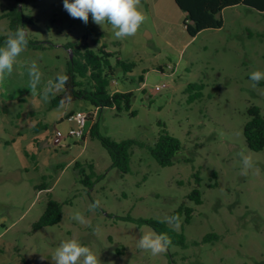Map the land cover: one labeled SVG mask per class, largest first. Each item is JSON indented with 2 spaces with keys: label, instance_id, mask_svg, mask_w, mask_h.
<instances>
[{
  "label": "rangeland",
  "instance_id": "obj_1",
  "mask_svg": "<svg viewBox=\"0 0 264 264\" xmlns=\"http://www.w3.org/2000/svg\"><path fill=\"white\" fill-rule=\"evenodd\" d=\"M15 6L34 19L24 28L26 36L46 47H25L13 71L0 78V264H34L38 257L55 264V251L68 240L88 247L100 264H264V148L248 149L242 134L250 105L264 115V80L254 84L248 78L264 71V12L227 8L222 27L189 37L173 0H139L144 22L135 35L117 39L107 22L95 24L91 15L87 24L71 18L63 0H0V14ZM8 32L7 18H1L0 33ZM67 42L93 49L105 44L112 61L134 63L129 73L116 71L110 86L134 93L130 108H102L97 131L115 141L151 145L164 126L181 143L172 165L159 166L136 146L130 171L122 174L88 134L84 142L67 137L52 145L54 128L66 133L71 125L62 119L67 108L92 109L85 100L47 109L44 89L65 69ZM200 82L202 97L189 103L186 85ZM39 123L46 129L36 130ZM75 161L85 168L93 164L90 189L80 182ZM193 188L201 204L187 198ZM49 198L62 203L61 220L33 230ZM93 202L98 207L90 209ZM181 204L193 208L190 222L174 224L170 213ZM126 216L164 221L183 232L186 246L171 245L157 255L142 250L139 238L156 233L119 218ZM208 233L219 239L201 242Z\"/></svg>",
  "mask_w": 264,
  "mask_h": 264
},
{
  "label": "trees",
  "instance_id": "obj_2",
  "mask_svg": "<svg viewBox=\"0 0 264 264\" xmlns=\"http://www.w3.org/2000/svg\"><path fill=\"white\" fill-rule=\"evenodd\" d=\"M20 1V0H19ZM176 6L184 13V29L189 37L196 36L204 29H217L222 27L223 19L221 12L223 9L235 5H246L259 12H264V0H173ZM185 12L187 14H185ZM1 18L8 20V34L0 33V47L8 36L18 30L24 28L27 24H32L34 19L31 15H25L18 7H10L2 14ZM25 37L28 41L27 46L31 49H44L45 41L32 40ZM64 47L70 51V57L67 59L65 69L61 75L55 76L44 89V94L49 100L47 109L58 108L62 105L69 104L75 100H85L92 109L98 108L95 119H90L92 124L89 127L88 135L91 138L99 139L101 145L106 149L111 160V167L117 168L122 174L130 171L129 161L130 155L134 147L145 149L156 163L161 166H170L173 164L175 154L180 150V140L172 136L163 126L153 144H147L144 141L134 138H126L119 141L112 140L109 137L101 136L97 131V118L102 108L111 107L118 113L123 109L127 110L131 106L134 97L132 91H113L110 90L111 80L115 77L116 71L119 69L124 73L131 72L134 63L115 59L112 61V52L106 50L105 44H101L96 49L88 47L86 44H78L67 42ZM161 70V68H160ZM60 77H66V82H61ZM203 83H188L185 88L187 93V101L189 103L202 97ZM91 109V110H92ZM82 111V110H81ZM85 111V110H84ZM75 112V111H74ZM73 112H69L71 114ZM131 115L135 112L131 111ZM248 119L242 127V134L245 139L246 146L252 151H260L264 148V115L256 105H250L247 108ZM36 130L46 129L45 124H37ZM80 140L84 141L85 136ZM87 170L84 164L79 161L74 162V167L81 176L80 182L86 188H91L94 183L96 174L92 163H87ZM85 165V166H86ZM198 183V176L193 175ZM215 177V173L213 174ZM212 185V184H211ZM187 198L195 204H201L202 198L198 188H193L187 195ZM193 208L185 204L179 205L173 212L171 217L172 223H189ZM62 217V203L49 198L46 202L45 209L39 218L33 223V230H37L43 226L54 225L59 223ZM128 220L137 225H147L154 230L156 234H167L171 240V245L181 247L186 246V238L182 231L178 232L168 226L166 222L156 219L133 218L131 216L119 217ZM216 233H208L202 237L201 242H209L218 240ZM198 244V241H194Z\"/></svg>",
  "mask_w": 264,
  "mask_h": 264
},
{
  "label": "clouds",
  "instance_id": "obj_3",
  "mask_svg": "<svg viewBox=\"0 0 264 264\" xmlns=\"http://www.w3.org/2000/svg\"><path fill=\"white\" fill-rule=\"evenodd\" d=\"M139 0H63V8L71 18L79 19L87 24L89 16L95 24L101 25L104 22L110 24L117 39L133 36L139 26L144 22V15L138 10ZM28 41L23 30L18 29L12 32L0 47V78L13 71L15 59L27 47ZM35 65H33V69ZM32 86L38 81L36 72L30 71ZM249 80L254 84H259L264 80V71H253L249 75ZM61 82H66V77H60ZM245 166H250L248 158H244ZM98 207V202H93L90 209ZM75 219L83 222L79 215ZM171 217L170 220H176ZM171 244L167 234H145L138 240V248L148 250L153 255L163 253ZM55 264H100L98 257L86 246L75 240L62 242L53 256Z\"/></svg>",
  "mask_w": 264,
  "mask_h": 264
},
{
  "label": "built area",
  "instance_id": "obj_4",
  "mask_svg": "<svg viewBox=\"0 0 264 264\" xmlns=\"http://www.w3.org/2000/svg\"><path fill=\"white\" fill-rule=\"evenodd\" d=\"M116 81L111 80V85L114 86ZM165 87V84L156 85L155 89L160 90ZM115 91L112 90V92ZM98 108L92 109L90 111H76L68 114L65 118L67 121L73 123V125L67 128L66 133L62 132L59 128H54L52 131L51 143L55 146H61L65 138L71 137L75 139H81L88 133V123L90 119H95L97 116Z\"/></svg>",
  "mask_w": 264,
  "mask_h": 264
},
{
  "label": "crops",
  "instance_id": "obj_5",
  "mask_svg": "<svg viewBox=\"0 0 264 264\" xmlns=\"http://www.w3.org/2000/svg\"><path fill=\"white\" fill-rule=\"evenodd\" d=\"M238 6H241V5H235V6L228 7V8H235V7H238ZM225 9H227V8H225ZM225 9L222 10L221 15H222V13L224 12ZM222 26H223V25H222ZM217 29H218V28H217ZM127 91H128V90H127ZM90 110H91V109H90ZM90 110H89V111H90ZM74 111L76 112V111H81V110H80V109H72L71 106H70L69 108H67V109L64 111L63 116H62V119H63V120H66L65 117L68 115V113H69V112H74ZM82 111H83V110H82ZM66 121H67V120H66ZM67 122H69V121H67ZM69 123H71V122H69ZM91 124H92V121H90V122L88 123V130H89V127H90ZM71 125H73V123H71ZM71 125H70V126H71ZM84 141H85V140H84ZM84 141H83V142H84Z\"/></svg>",
  "mask_w": 264,
  "mask_h": 264
},
{
  "label": "water",
  "instance_id": "obj_6",
  "mask_svg": "<svg viewBox=\"0 0 264 264\" xmlns=\"http://www.w3.org/2000/svg\"><path fill=\"white\" fill-rule=\"evenodd\" d=\"M185 14H187V13L185 12ZM34 264H44V260H43V258L38 257V258L36 259V261H35Z\"/></svg>",
  "mask_w": 264,
  "mask_h": 264
}]
</instances>
